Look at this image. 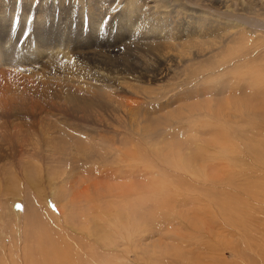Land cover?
I'll return each instance as SVG.
<instances>
[{"label": "rangeland", "instance_id": "1", "mask_svg": "<svg viewBox=\"0 0 264 264\" xmlns=\"http://www.w3.org/2000/svg\"><path fill=\"white\" fill-rule=\"evenodd\" d=\"M177 1L178 41L161 42L168 72L119 94L137 100V127L125 112L105 125L40 110L39 78L15 62L33 59L52 24L41 10L26 23L30 10L0 6L19 28L14 52L0 53V83L15 91L0 98L38 112L0 102V264H264V0H234L224 14L215 0ZM67 133L88 149L66 138L54 151Z\"/></svg>", "mask_w": 264, "mask_h": 264}, {"label": "bare ground", "instance_id": "2", "mask_svg": "<svg viewBox=\"0 0 264 264\" xmlns=\"http://www.w3.org/2000/svg\"><path fill=\"white\" fill-rule=\"evenodd\" d=\"M233 1L215 0V4L224 9V14L225 11H230V7L234 4ZM177 2V0H0L2 8L21 7L25 11L29 12L30 10L32 14H27L26 23L40 21L37 17L29 19V15L35 16L41 10L39 17L45 15L47 21L52 24L50 38L44 44L30 46L35 54L33 59L29 62L23 60L15 62L19 63V66L16 64L18 69L28 66V70L39 78L41 91L38 96L47 95L48 102L43 104V99L42 101L36 99L37 103H28L29 100H23L21 96L22 102L13 95L5 96L6 92L9 93L15 89L12 86L11 90L6 83H0V93L5 92L0 98L1 107L6 111L16 108L19 113L30 112L31 114L34 103L42 111L44 110L42 106L57 111L58 107H63L71 114L75 113L79 120L92 113L96 118L95 121L97 120L99 123L105 122L109 115L118 119L119 114L125 112L129 126L137 127V124H141L136 115L137 100L129 101L130 99L126 100V96L122 97L119 94L128 93L130 90L129 94L136 95V91H138H135L136 82L155 81L156 75L162 76L166 71L168 72L169 68L163 65L172 56L168 53V44L161 42L174 43L178 41L176 35L181 33L178 28L180 22L178 21L176 24L177 27L170 28L169 26L173 9L180 6ZM237 2L240 7L244 8L248 0H237ZM181 10H175L174 13H176V17L182 15L184 19L181 22H184L186 15L185 11ZM14 15H16L15 19H22V13L20 16L17 13ZM187 15H194V12L188 11ZM72 16H75V19L73 18L69 23ZM83 20L86 21L84 25ZM56 21H58V26ZM21 25L23 26V24ZM23 29L28 31V26H24ZM16 32H19L18 27L12 28V22L6 21L3 17L0 18V41L4 44L0 53L3 52L10 56L9 52H14L12 50H15L17 45L14 42L18 40ZM8 33L13 36L11 41H8ZM151 43L158 44L160 48L157 51H151ZM4 60L14 62V59ZM153 61L160 66V69L150 68ZM109 63H115L117 66L112 67ZM22 65L25 67L23 68ZM6 68L2 70L8 72V69L5 70ZM7 76L3 72L0 74V79L8 80ZM18 85L20 84L18 83ZM132 96L134 97V95ZM26 102L28 104L23 106ZM28 108L31 109L28 110ZM35 112L38 114L37 111ZM107 124L109 123L107 122ZM28 126H32V121L28 122ZM71 134L67 133L60 140L63 145L54 147V151L60 153L65 148L64 144H69L65 142L66 138L76 144L75 146L78 148L88 149V146L81 145L84 143L82 140L74 139ZM95 134L102 138L103 142L111 141L110 137H105L100 132ZM125 155H127L126 157L136 156L130 151H127Z\"/></svg>", "mask_w": 264, "mask_h": 264}]
</instances>
